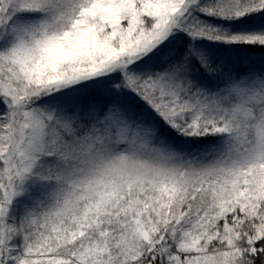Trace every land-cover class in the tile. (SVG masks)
<instances>
[{"label": "snow or ice", "instance_id": "snow-or-ice-1", "mask_svg": "<svg viewBox=\"0 0 264 264\" xmlns=\"http://www.w3.org/2000/svg\"><path fill=\"white\" fill-rule=\"evenodd\" d=\"M0 264H264V0H0Z\"/></svg>", "mask_w": 264, "mask_h": 264}]
</instances>
